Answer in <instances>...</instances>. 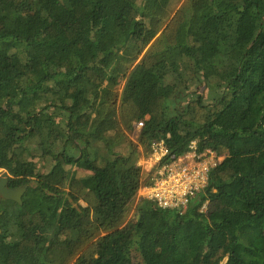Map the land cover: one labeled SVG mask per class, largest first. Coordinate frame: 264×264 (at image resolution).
Masks as SVG:
<instances>
[{"label":"trees","instance_id":"trees-1","mask_svg":"<svg viewBox=\"0 0 264 264\" xmlns=\"http://www.w3.org/2000/svg\"><path fill=\"white\" fill-rule=\"evenodd\" d=\"M159 139L223 156L182 212ZM0 169V264H264V0H0Z\"/></svg>","mask_w":264,"mask_h":264},{"label":"built area","instance_id":"built-area-1","mask_svg":"<svg viewBox=\"0 0 264 264\" xmlns=\"http://www.w3.org/2000/svg\"><path fill=\"white\" fill-rule=\"evenodd\" d=\"M144 122H138L133 134L138 139ZM147 155L139 159L143 169L150 168L151 183L143 185L138 199H147L163 209L184 211L193 197L203 191L209 182L210 172L223 160L212 149L200 150L192 141L189 150L168 160L169 149L164 139L152 142Z\"/></svg>","mask_w":264,"mask_h":264},{"label":"water","instance_id":"water-1","mask_svg":"<svg viewBox=\"0 0 264 264\" xmlns=\"http://www.w3.org/2000/svg\"><path fill=\"white\" fill-rule=\"evenodd\" d=\"M8 181V173L4 172L0 177V203L2 199H11L22 203V197L27 190V186L23 185L21 187L11 188L8 186Z\"/></svg>","mask_w":264,"mask_h":264},{"label":"flooded vegetation","instance_id":"flooded-vegetation-1","mask_svg":"<svg viewBox=\"0 0 264 264\" xmlns=\"http://www.w3.org/2000/svg\"><path fill=\"white\" fill-rule=\"evenodd\" d=\"M4 172H7V171L6 170H3V169H0V177L3 175ZM8 179H9L8 186L11 187V188H17V187H21V186L25 185L24 183H22V184H19L17 186H12L11 184H16V183H12L13 181L10 179L9 173H8ZM2 200H4V199H2ZM6 200H11V199H6ZM1 204H2V201H1L0 205Z\"/></svg>","mask_w":264,"mask_h":264},{"label":"rangeland","instance_id":"rangeland-1","mask_svg":"<svg viewBox=\"0 0 264 264\" xmlns=\"http://www.w3.org/2000/svg\"><path fill=\"white\" fill-rule=\"evenodd\" d=\"M131 139L135 140V142H138V139L135 136H130ZM125 147H123V151H125ZM150 168H147V171H149Z\"/></svg>","mask_w":264,"mask_h":264}]
</instances>
